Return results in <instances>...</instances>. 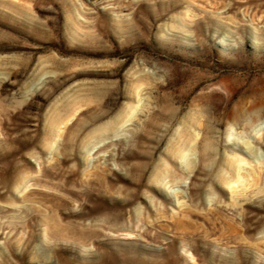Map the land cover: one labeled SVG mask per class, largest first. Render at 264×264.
Masks as SVG:
<instances>
[{
	"label": "rangeland",
	"instance_id": "374dc122",
	"mask_svg": "<svg viewBox=\"0 0 264 264\" xmlns=\"http://www.w3.org/2000/svg\"><path fill=\"white\" fill-rule=\"evenodd\" d=\"M0 264H264V0H0Z\"/></svg>",
	"mask_w": 264,
	"mask_h": 264
}]
</instances>
